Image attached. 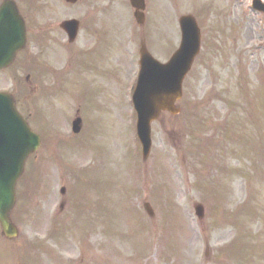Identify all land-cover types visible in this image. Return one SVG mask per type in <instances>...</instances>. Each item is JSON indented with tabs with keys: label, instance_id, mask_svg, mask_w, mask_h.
Instances as JSON below:
<instances>
[{
	"label": "rangeland",
	"instance_id": "obj_1",
	"mask_svg": "<svg viewBox=\"0 0 264 264\" xmlns=\"http://www.w3.org/2000/svg\"><path fill=\"white\" fill-rule=\"evenodd\" d=\"M12 1L27 51L0 73V91L14 94L42 144L17 182L19 235H0V264H43L42 240L62 232L75 236L69 256L84 252L80 236L89 239L92 264H264V16L249 0H148L143 37L157 60L177 48V19L193 7L202 44L181 113L151 126L147 161L128 103L140 43L129 0ZM69 19L80 23L72 44L59 28ZM77 110L83 123L73 135Z\"/></svg>",
	"mask_w": 264,
	"mask_h": 264
},
{
	"label": "water",
	"instance_id": "obj_2",
	"mask_svg": "<svg viewBox=\"0 0 264 264\" xmlns=\"http://www.w3.org/2000/svg\"><path fill=\"white\" fill-rule=\"evenodd\" d=\"M66 1L74 3L76 0ZM130 3L137 10L134 14L136 21L141 24L143 15L138 10L143 9V1L130 0ZM185 20L187 19L181 18L180 20L184 34L182 49L168 69H165L173 74L175 73L174 77L173 75L171 76L170 81L165 78L163 73H160L163 69L151 63V58L145 53L144 49L142 48L140 51L142 65L145 69L141 73L139 85L134 95V104L138 114V135L144 146V157L147 156L150 146V121L155 119L161 109L171 110L170 105L180 94L179 83L181 75L197 52L195 31L197 33L198 31L193 20L191 24L196 30L193 29L190 23H185ZM5 27L8 29L5 30ZM62 28L68 33L69 39L72 41L76 35L77 23L75 21L65 22L62 24ZM0 29L1 68L9 62L3 63L4 59L9 55L13 57L16 51L22 48L25 43L23 22L19 18L15 6L10 2H4L0 7ZM17 30H20V39L13 38V34ZM158 81L162 84L161 86L157 85ZM22 123L14 110L11 97L0 95V225L2 234L7 238H12L16 235V230L8 217L14 205L15 182L22 173L23 164L28 154L35 150L30 138L23 139L22 134H17L16 132V130L22 128Z\"/></svg>",
	"mask_w": 264,
	"mask_h": 264
}]
</instances>
